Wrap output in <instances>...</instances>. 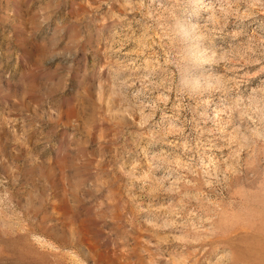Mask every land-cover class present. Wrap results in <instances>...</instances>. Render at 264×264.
I'll return each mask as SVG.
<instances>
[{
  "label": "rangeland",
  "instance_id": "1",
  "mask_svg": "<svg viewBox=\"0 0 264 264\" xmlns=\"http://www.w3.org/2000/svg\"><path fill=\"white\" fill-rule=\"evenodd\" d=\"M0 264H264V0H0Z\"/></svg>",
  "mask_w": 264,
  "mask_h": 264
}]
</instances>
